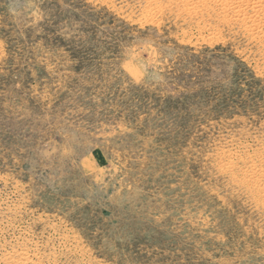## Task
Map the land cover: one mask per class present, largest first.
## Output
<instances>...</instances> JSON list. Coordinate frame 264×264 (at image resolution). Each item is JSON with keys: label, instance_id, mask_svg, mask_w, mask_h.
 <instances>
[{"label": "rangeland", "instance_id": "rangeland-1", "mask_svg": "<svg viewBox=\"0 0 264 264\" xmlns=\"http://www.w3.org/2000/svg\"><path fill=\"white\" fill-rule=\"evenodd\" d=\"M0 264H264V0H0Z\"/></svg>", "mask_w": 264, "mask_h": 264}, {"label": "bare ground", "instance_id": "bare-ground-1", "mask_svg": "<svg viewBox=\"0 0 264 264\" xmlns=\"http://www.w3.org/2000/svg\"><path fill=\"white\" fill-rule=\"evenodd\" d=\"M24 262V261H23Z\"/></svg>", "mask_w": 264, "mask_h": 264}]
</instances>
